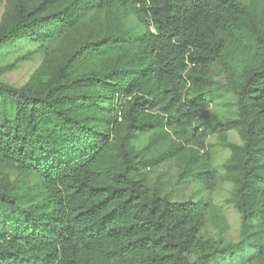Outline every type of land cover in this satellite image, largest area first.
<instances>
[{"label":"trees","instance_id":"trees-1","mask_svg":"<svg viewBox=\"0 0 264 264\" xmlns=\"http://www.w3.org/2000/svg\"><path fill=\"white\" fill-rule=\"evenodd\" d=\"M101 2L102 32L76 45L46 79L21 86L0 80V163L34 173L45 188L43 198L23 205L21 196L0 186V264H191L192 247L199 249L198 264H210L250 249L252 227L264 215V21L257 27L252 8L240 0ZM85 3L40 0L26 7L18 0L0 22V48L46 40L71 25ZM128 4L148 26L140 34L121 24ZM242 31L257 44V61L234 86L237 117L213 124L239 125L243 137L231 145L240 239L216 246L198 237V202L171 200L132 176L139 162L126 140L152 125L181 137L179 116L201 98L185 97L188 83L203 80L206 66L222 59V32ZM103 51L116 52L105 71L73 73L79 59ZM87 87L111 94L109 126L99 128L82 115L101 107L96 95L81 91ZM156 106L161 115L151 121L148 111ZM121 121L119 166L103 174L97 161Z\"/></svg>","mask_w":264,"mask_h":264},{"label":"rangeland","instance_id":"rangeland-1","mask_svg":"<svg viewBox=\"0 0 264 264\" xmlns=\"http://www.w3.org/2000/svg\"><path fill=\"white\" fill-rule=\"evenodd\" d=\"M40 0H22L30 7ZM18 0H0V22L12 13ZM71 25L62 27L44 41L20 39L0 48V80L21 86L27 81L46 79L71 50L86 40L95 39L103 30L106 5L101 0H85ZM252 8L257 27L264 21V0H240ZM120 21L129 32L140 34L148 26L141 22L133 7L122 9ZM222 59L208 64L203 80L193 78L187 86L185 97L194 100L179 116L181 137L172 129L152 125L127 138L130 154L139 166L132 176L151 189L156 186L161 195L169 194L171 200H193L199 203L202 225L198 237L216 246L237 242L240 239V214L235 207L234 178L236 158L231 145H241L243 137L239 125L222 128L213 126L237 117V85L246 69L256 63L258 46L245 31L239 34L222 32ZM116 52L103 51L79 59L74 74L88 71L101 73L115 60ZM224 64L226 66H224ZM82 92L94 94L101 107L85 110L82 115L99 127H107L112 121L111 94L99 87H87ZM188 103V102H186ZM150 120L161 115L158 106L148 111ZM164 118H166L164 116ZM125 135L123 121L117 132L111 135L95 169L105 174L116 170L120 163V148ZM177 144H181L180 146ZM196 157L197 162L191 163ZM0 186L9 193L21 196L25 205L44 196L43 180L32 172L0 163ZM252 227L251 247L236 256L216 258L210 264H264V215ZM199 249L192 247L188 254L191 264H198ZM94 260L91 254H86ZM104 264H129L108 262Z\"/></svg>","mask_w":264,"mask_h":264}]
</instances>
